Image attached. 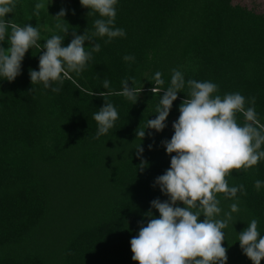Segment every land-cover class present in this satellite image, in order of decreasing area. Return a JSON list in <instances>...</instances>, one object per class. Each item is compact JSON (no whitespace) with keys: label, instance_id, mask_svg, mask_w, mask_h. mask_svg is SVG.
<instances>
[{"label":"trees","instance_id":"trees-1","mask_svg":"<svg viewBox=\"0 0 264 264\" xmlns=\"http://www.w3.org/2000/svg\"><path fill=\"white\" fill-rule=\"evenodd\" d=\"M41 2L45 8L34 15ZM15 4L6 21L37 26L41 49H29L14 81L0 80V264H137L130 241L147 225L149 211L159 218L151 202L168 199L154 186L170 168L162 141L174 135L170 122L179 118L188 95L187 86L178 93L162 132L147 129L143 140L137 137V129L155 119L163 95L152 92L154 74L162 73L161 91L177 69L186 85L190 79L211 81L222 97L236 92L246 100L255 97L264 124V12L235 0H118L114 27L124 29L126 36L106 43L107 37L94 35V21L101 17L88 15L80 0ZM61 9L66 10L62 26L69 28L63 46L73 39L72 31L83 35L86 30L91 44L99 43L101 50L82 72L63 77L62 85H32L29 72L39 71L44 42L52 35L64 36L56 27L61 21L54 18ZM4 41L8 49V38ZM91 44L85 41L86 51ZM126 55L134 61H125ZM128 78L142 89L135 104L115 94L98 95L121 91V81ZM105 79L109 89L103 88ZM53 87L61 90L53 92ZM105 101L114 105L119 118L97 138L93 115ZM237 119L245 123L241 114ZM227 180L229 186L243 184L247 193L238 192L231 200L218 194L223 211H230L234 202L239 206L224 230L227 264H252L238 234L256 218L264 236V186L259 191L254 187L256 180L264 182V160L233 170Z\"/></svg>","mask_w":264,"mask_h":264},{"label":"clouds","instance_id":"clouds-1","mask_svg":"<svg viewBox=\"0 0 264 264\" xmlns=\"http://www.w3.org/2000/svg\"><path fill=\"white\" fill-rule=\"evenodd\" d=\"M117 2L80 0L81 6L89 9L88 15L97 13L101 17L94 21V35L107 37L106 43L126 36L124 29L114 27ZM15 7V0H0V42L7 37L10 45L7 50L0 47V80L9 82L21 74L22 61L29 49H41L37 26H20L12 20L6 21V16ZM43 8L44 3H37L34 15L38 16ZM65 15L66 10L61 9L54 17L61 21L56 27L64 36L52 35L44 42L39 71L29 72L32 85L38 82H42L45 88L54 82L62 85L63 77H68L69 72H82L93 58V53L101 50L99 43L91 44L86 30L83 35L72 31L73 39L66 47L63 46L65 35L69 32V28L62 26ZM85 41L90 42V50L86 51ZM123 59L134 61L135 57L126 55ZM153 79V94L160 95L162 92L163 95H160L155 119L147 121L146 129H137L136 135L142 140L147 129L156 132L164 130L173 102L186 86L188 95L179 106L178 120L172 124L174 135L170 141H162L171 157L170 168L156 178L154 186H158L168 199L151 202V208L158 211L159 218H155L151 211L146 214L149 218L147 225H141L138 235L130 241L132 260L137 264H227L228 249L223 247L224 230L232 222V214L239 212V206L238 202H234L229 206L230 211H223L218 194H224L230 200L236 198L238 192L246 195L243 184L229 186L227 177L233 170H247L264 160V124L256 112V98L246 100L239 92L222 97L217 94L218 85L211 81L190 79L186 85L183 73L177 69L172 70L170 86L166 90L161 91L159 87L165 83L162 73L156 72ZM134 83L135 78H128L121 81V91H102L98 95L104 98L115 94L135 104L142 89L135 87ZM109 87L110 82L103 80V88ZM77 88H80L78 84ZM60 90V87L52 88L53 92ZM96 94L89 93L92 96ZM237 114L244 117L245 123L238 122ZM118 118L114 105L105 101L104 106L93 115L98 125L97 138L107 134ZM136 150L138 155H142L140 145ZM140 167L142 170L143 161ZM262 186L264 182H254L257 191ZM181 204L183 207L179 206ZM222 213V218H218ZM238 242L252 264H261L264 260V236L258 231L256 218L251 219L247 228L238 234Z\"/></svg>","mask_w":264,"mask_h":264},{"label":"rangeland","instance_id":"rangeland-1","mask_svg":"<svg viewBox=\"0 0 264 264\" xmlns=\"http://www.w3.org/2000/svg\"><path fill=\"white\" fill-rule=\"evenodd\" d=\"M237 3H243L245 5H248L252 8H255L258 12H264V0H235ZM8 44L3 41V42H0V47H3L5 50H7V46ZM178 119H173L171 122H170V125L172 126V124L177 121ZM171 132H174V129L172 128L170 130Z\"/></svg>","mask_w":264,"mask_h":264}]
</instances>
